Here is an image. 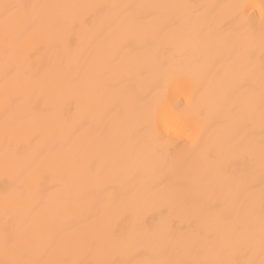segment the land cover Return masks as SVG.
I'll use <instances>...</instances> for the list:
<instances>
[{
    "label": "snow or ice",
    "instance_id": "1",
    "mask_svg": "<svg viewBox=\"0 0 264 264\" xmlns=\"http://www.w3.org/2000/svg\"><path fill=\"white\" fill-rule=\"evenodd\" d=\"M47 7L0 0L4 41L0 74L5 85V103L17 109L23 107L32 114L27 123L37 134L42 121L35 114L34 105L27 102L25 41L36 36L45 23L54 22L43 12ZM166 7L179 8L182 12L164 18L137 13L120 21V25H127L125 31L119 30L120 25L113 30V44L116 52L122 54L121 60H134L124 71L130 72L140 86L139 92L117 98V103L125 108L124 119L135 118V125L125 134L135 138L136 150L142 153L150 152L154 142L160 143L172 167L189 172L186 151L171 154L170 144L155 129L157 113L169 102V87L178 78L187 80L191 110L202 124L200 138L190 146L199 147L198 159L227 167H231L233 160L245 161L240 178L228 174L230 180L237 181L233 203L229 205L223 198H209L203 203H197L195 198H181L173 203V198L161 193L165 206L191 213L195 227L187 231L177 232L172 228L173 218L183 219L179 211L176 217L172 212L162 217L160 225L151 229L140 218L135 227L118 232L112 220L97 227L94 218L87 231L52 230L40 224L35 200L28 202L27 207L22 206V197L15 203L9 200L17 192L21 176L26 183L39 179L38 170L44 162L33 164L30 160L22 164L15 157L18 149L6 148L0 157L3 168L0 180L9 182L0 202L4 217L0 228V255L4 258L0 264H241L236 258L244 254L246 259L242 264H264V20L255 28L250 26L244 13L245 0ZM237 15V25L223 30L225 21ZM60 22L63 27L58 42L68 48L75 36L78 41L75 50L79 51L86 39V29H77L74 21L63 23L61 18ZM170 33L177 34L170 36ZM207 47L214 48L224 58L221 79L227 82L226 88L207 78L206 64L195 51ZM95 62H103L101 53H97ZM108 79L124 87L122 78L115 73ZM23 124V121L6 120L5 139L10 142ZM226 152L232 153L231 159L225 157ZM59 163L49 161L48 166L56 167ZM102 166L103 161L97 157L86 164L97 171ZM107 213V205L102 206L100 214ZM129 255L136 258L126 259Z\"/></svg>",
    "mask_w": 264,
    "mask_h": 264
},
{
    "label": "bare ground",
    "instance_id": "2",
    "mask_svg": "<svg viewBox=\"0 0 264 264\" xmlns=\"http://www.w3.org/2000/svg\"><path fill=\"white\" fill-rule=\"evenodd\" d=\"M5 2L49 6L43 9V12L54 21L52 24L45 23L36 36L25 41V47L28 49L24 69V77L28 81L26 96L27 102L34 105L35 114L42 121V128L38 134L27 123L32 114L23 107L17 109L14 105L6 106L5 85L0 74V157L6 148H11L18 149L15 157L22 164H27L30 160L33 164L38 161L44 162L38 170L39 179L34 178L30 183H26L24 177H20L17 192L9 197L11 202L15 203L18 197H22L24 202L22 206L27 207L28 202L35 200L37 212L39 210L40 214V224L52 230L61 228L58 222L62 214L60 211L58 214V210L65 207L66 212L67 208L77 209L78 206L74 205H78L79 202L83 205L93 201L99 204L102 200H120L116 202L117 204L114 202L117 208L119 202L125 200L122 203L124 205L129 200H131L129 203L134 201L137 207L135 208L133 204L132 208L133 211L135 209L137 211L133 212V216L132 213L131 216L127 213L123 215L124 217L121 215V220L117 215L116 218L120 222L114 224L122 227L114 226L120 228L119 230L126 227L128 221L133 225L135 218L137 220L147 218L149 213L147 210H150L149 215L152 214V218L156 220L154 210L167 207L161 199V193L173 198V203L185 198V195H193L192 198L201 203L209 198H223L229 205L233 203L237 181L230 180L228 174L232 173L240 178L245 161L233 160L231 167L222 164L209 165L200 161L197 155L198 146L190 147L191 141L187 138H176L168 133L162 112L157 113L155 129L159 130L161 139L171 141L169 143L171 154L186 151L188 157L186 166L191 170L185 173L174 169L172 161L165 157L160 143L154 142L150 152L142 153L136 150L135 138L125 134L135 125V118L129 116L124 119L125 108L117 103V98L130 92H139L140 86L130 72L124 71L125 68L131 67L134 60L127 58L121 60L122 54L116 52L113 44V30L126 17L130 19L137 13L152 14L157 18H164L169 14L179 16L181 9L166 6L219 3L223 0H5ZM251 2L256 3L258 0ZM113 5L116 7H111ZM244 12L249 13L250 26L257 27L258 12L253 11L250 4L245 6ZM61 18L63 23L74 21L77 29H86V39L79 51L75 50L78 43L75 36L68 48L58 42L63 27ZM238 21L239 15L229 18L222 26L223 30L233 29ZM176 27H180L179 21L176 22ZM126 29V24L120 25L121 32ZM175 34L177 33H170V36ZM3 49V21L0 20V64L3 62ZM195 51L206 64L207 78L215 79L218 87L226 88L227 82L221 79L225 71L224 58L218 56L216 50L211 47L197 48ZM97 53L103 55V62L100 64L95 62ZM112 73L122 78L121 83L124 87L115 85L108 79ZM188 83L187 80L178 78L168 89L169 100L175 103L178 109L186 105V99L176 86L187 87ZM256 88L258 93V83ZM6 120L24 122L10 142L3 135ZM231 156V152L225 153L227 159H231ZM93 157L103 161L99 171L86 167L87 162ZM49 161L60 163L56 167H49ZM2 172L3 168L0 167V173ZM8 188L9 182L6 179L0 180V202L3 200V190L7 191ZM118 206L120 208L121 204ZM137 212L139 214L135 215ZM62 213L64 215L65 211ZM140 214L143 216L140 217ZM131 217L134 219L133 222ZM177 219L174 218L178 221ZM183 220L180 219L181 222ZM143 222L145 225L144 219ZM136 224L137 222L134 227ZM132 225L128 226L129 229L133 227ZM126 259L131 260V257L128 256ZM236 259L242 264L246 254L239 255Z\"/></svg>",
    "mask_w": 264,
    "mask_h": 264
},
{
    "label": "rangeland",
    "instance_id": "3",
    "mask_svg": "<svg viewBox=\"0 0 264 264\" xmlns=\"http://www.w3.org/2000/svg\"><path fill=\"white\" fill-rule=\"evenodd\" d=\"M192 196L193 195H185V198L186 199H189V200H192L193 198H192ZM73 201V200H72ZM72 201H70V202H72ZM98 201V200H97ZM99 201H101V200H99ZM118 201H120V200H118ZM118 201H110V200H108V201H101V202H99V204H100V206H99V204H98V202L96 203L95 201H93V203L91 202H89V203H86V204H83L82 205V203H80L79 201V204L78 205H74V207H77L78 206V208L77 209H70V208H67V212H69V213H67L66 212V210H64V209H66V207L63 209V208H61V209H59L58 210V214H59V211H60V213L63 215V213L62 212H64L65 211V213H64V215H63V217H62V215L60 216V218H59V224H58V226H59V228L60 229H63V230H65V231H68V230H70V229H73V228H79V229H81L82 231H87L88 230V226H89V223H90V221L91 220H93L94 218L96 219V222H97V227H99V226H102L103 224H105L107 221H109V220H112V222L113 223H119L120 221L116 218L117 217V215H119L118 217H120L119 219H121L122 218V216L123 215H126L127 213H130V216H131V213H132V216L134 215V213L133 212H136L137 211V209H135L134 211H133V209L134 208H132L134 205H135V202L134 201H132L131 203H129L131 200H129V201H127V203H124V205L122 204L123 202H125V200L124 201H122V202H119L120 204H121V206H120V208H118L119 206L118 205H120V204H118L117 205V208H116V205L115 204H117L118 203ZM108 202V203H107ZM112 202V203H111ZM114 202H115V204H114ZM117 202V203H116ZM196 202L197 203H201V202H199V201H197L196 200ZM73 203V202H72ZM75 203H76V200H75ZM96 203V205H94ZM102 203V204H101ZM105 203V204H104ZM111 203V204H110ZM69 204V203H68ZM68 204H67V207H69L68 206ZM82 206H81V205ZM92 204H93V206H92ZM125 204H126V206H125ZM134 204V205H133ZM80 205V206H79ZM105 205H107V207H108V213L106 214V215H101L100 214V210L102 209V206H105ZM114 205V206H113ZM129 205H131L130 206V208H129ZM133 205V206H132ZM137 205V204H136ZM135 205V208L137 207ZM66 206V205H65ZM70 206H72L73 207V205H70ZM73 207V208H74ZM129 208V209H128ZM117 209V210H116ZM35 211H37V209L35 210ZM113 211H115V212H113ZM141 211V210H140ZM140 211H138V212H140ZM143 211V210H142ZM145 211V210H144ZM153 211V210H152ZM155 211V216L154 217H156L155 219L156 220H158V221H156V220H154V218H152L153 216H152V214H151V216L149 215L150 214V210H147L146 212H149L148 213V216H147V218H143L144 219V221H145V226H146V224H147V226L148 227H150V229L151 228H155V227H157L158 225H160V221H161V218L162 217H168L169 216V213L170 212H172V216L174 217V216H176L177 215V211H179V214H180V216H184L183 217V219H185V220H183V219H181V220H183L182 222H184V223H182L181 221H180V218H179V220L178 221H176V220H174V218H173V220L171 221L172 223V228H173V230L174 231H187L189 228H194L195 227V221L194 220H192V216H191V213L190 212H185V211H182V210H179V209H177V211H173L172 209H170L169 207H164V208H161V209H157V210H154ZM154 211H153V213H154ZM38 212H39V210H38ZM135 213V215L136 214H139V213ZM145 212V213H146ZM66 213H67V216H66ZM141 213H143V212H141ZM69 214V215H68ZM74 214V215H73ZM144 214V213H143ZM122 215V216H121ZM146 214H144V216H145ZM66 216V217H65ZM73 216V217H72ZM128 216V215H127ZM129 216V217H130ZM141 216H143V215H141L140 214V217ZM112 217V218H111ZM124 217V216H123ZM126 217V216H125ZM66 220H65V219ZM111 218V219H110ZM135 218V217H134ZM137 218H139V216L137 217ZM159 218V219H158ZM74 219V220H73ZM109 219V220H108ZM114 219H116L117 221H115ZM124 219V218H123ZM128 219H130V218H128ZM128 219H127V221H128ZM131 219H132V221L131 222H133L134 221V219L131 217ZM140 219V218H139ZM148 220V221H146V220ZM73 220V221H72ZM77 220V221H76ZM106 220V221H105ZM122 220V219H121ZM135 222H133V225H132V223H130L129 221L127 222V223H129L128 225H127V223L125 224V225H127L126 227L124 226V228H122L121 230H119L118 228H116L117 230H118V232H124V231H127L130 227H128L130 224L134 227V224L138 221L136 218H135ZM63 222V223H62ZM67 222H68V224H67ZM125 222V221H124ZM123 222V223H124ZM73 223V224H72ZM115 223V224H116ZM3 224H4V217H3V214H2V212H0V228H2L3 227ZM62 224V225H61ZM114 224V225H115ZM121 224H122V222H121ZM121 224H119V225H121ZM117 225V224H116ZM115 225V226H116ZM58 226H57V228H58ZM131 226V227H132ZM116 227H122V226H116ZM132 227V228H133ZM55 228H56V226H55ZM126 228H128L127 230H125ZM129 257H131V260H134L136 257H134V256H131V255H129ZM4 257L2 256V255H0V259H3ZM89 259L91 258V257H88Z\"/></svg>",
    "mask_w": 264,
    "mask_h": 264
},
{
    "label": "clouds",
    "instance_id": "4",
    "mask_svg": "<svg viewBox=\"0 0 264 264\" xmlns=\"http://www.w3.org/2000/svg\"><path fill=\"white\" fill-rule=\"evenodd\" d=\"M249 4L253 11L258 12L259 22L264 20V0H258L256 3L251 2V0H245V6ZM245 15L248 16L249 13H245ZM176 89L185 97L186 105L178 109L175 103L169 100L160 112L163 113L165 126L169 134L176 138H187L191 141V144H195L201 136L202 124L200 120L193 115L186 87L177 85ZM192 103H194V101H192ZM157 132L159 134L158 129ZM162 140L171 143L168 139Z\"/></svg>",
    "mask_w": 264,
    "mask_h": 264
}]
</instances>
